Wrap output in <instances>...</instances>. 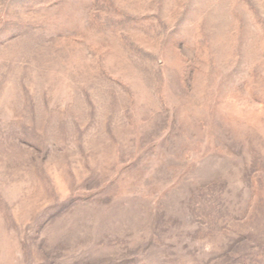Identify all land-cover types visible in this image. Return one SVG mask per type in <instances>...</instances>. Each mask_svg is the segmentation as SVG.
Listing matches in <instances>:
<instances>
[{
  "label": "rangeland",
  "instance_id": "rangeland-1",
  "mask_svg": "<svg viewBox=\"0 0 264 264\" xmlns=\"http://www.w3.org/2000/svg\"><path fill=\"white\" fill-rule=\"evenodd\" d=\"M0 264H264V0H0Z\"/></svg>",
  "mask_w": 264,
  "mask_h": 264
}]
</instances>
